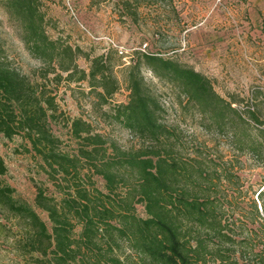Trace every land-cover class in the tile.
<instances>
[{
	"label": "trees",
	"instance_id": "obj_1",
	"mask_svg": "<svg viewBox=\"0 0 264 264\" xmlns=\"http://www.w3.org/2000/svg\"><path fill=\"white\" fill-rule=\"evenodd\" d=\"M44 1L0 0L25 50L41 64L40 82H33L12 66L0 41V136L20 137L21 152L40 160L54 187L50 195L35 184L30 205L0 185V219L20 228L24 257L30 264H264V236L254 243L250 234L256 220L264 226L258 208L264 212V187L244 220L235 218L234 209L243 193L240 156L264 168V120L234 109L193 68L138 53L127 69L128 100L116 105L111 117L141 146L122 149L75 118L66 122L75 147L64 148L51 128L61 114L58 86L84 83L103 105L119 82L108 56L91 57L49 36ZM79 59L89 63L87 71ZM142 67L180 90L197 109L201 129L213 141L228 143L230 160L213 155L205 143L191 151L179 146L177 131L161 122L162 109ZM6 174L0 156V177ZM96 177L103 182L100 189Z\"/></svg>",
	"mask_w": 264,
	"mask_h": 264
},
{
	"label": "rangeland",
	"instance_id": "obj_2",
	"mask_svg": "<svg viewBox=\"0 0 264 264\" xmlns=\"http://www.w3.org/2000/svg\"><path fill=\"white\" fill-rule=\"evenodd\" d=\"M42 10L51 38L78 46L91 57L108 56L119 82L118 92L103 105L94 95H88L84 83L67 87L63 82L58 86L61 114L51 128L66 149L75 147L66 124L67 119L75 118L88 122L95 133L122 149L141 146L133 134L111 117L113 108L128 100L127 69L138 53L160 54L193 68L208 78L215 92L234 109L250 110L264 120V0H138L132 7L128 0H48L43 2ZM0 41L12 66L33 82H40L41 64L29 56L18 28L1 5ZM78 65L88 70L89 63L84 59H79ZM141 74L162 109L161 122L177 131L181 148L191 151L195 145L205 143L212 148L208 151L213 155L224 161L232 158L225 139L217 143L201 129L197 109L187 103L177 87L157 79L145 67L141 68ZM215 144L218 150L213 149ZM22 145L20 137L8 141L0 136V156L7 167L0 185L11 187L17 200L31 205L35 184L43 186L50 195L54 194V187L41 170L40 160L21 152ZM239 161L243 193L234 209L235 218L244 220L251 212V200H256L264 187V168L250 156H240ZM95 181L99 189L103 187L100 178ZM258 205L264 220V212ZM137 210L143 216L142 208ZM38 213L47 223L46 215ZM251 230L254 243L264 236V226L259 220ZM21 236L15 222L0 219V264L31 263L20 250Z\"/></svg>",
	"mask_w": 264,
	"mask_h": 264
},
{
	"label": "built area",
	"instance_id": "obj_3",
	"mask_svg": "<svg viewBox=\"0 0 264 264\" xmlns=\"http://www.w3.org/2000/svg\"><path fill=\"white\" fill-rule=\"evenodd\" d=\"M145 47H146V46L143 47L142 52H145V51H144ZM119 53H120V54H123L121 50L119 51Z\"/></svg>",
	"mask_w": 264,
	"mask_h": 264
}]
</instances>
